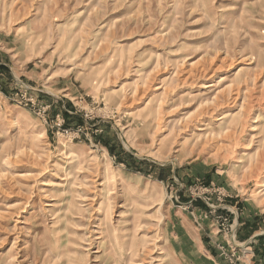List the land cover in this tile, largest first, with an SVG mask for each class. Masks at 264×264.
<instances>
[{
    "label": "rangeland",
    "instance_id": "1",
    "mask_svg": "<svg viewBox=\"0 0 264 264\" xmlns=\"http://www.w3.org/2000/svg\"><path fill=\"white\" fill-rule=\"evenodd\" d=\"M263 157L264 0H0V264H264Z\"/></svg>",
    "mask_w": 264,
    "mask_h": 264
},
{
    "label": "bare ground",
    "instance_id": "2",
    "mask_svg": "<svg viewBox=\"0 0 264 264\" xmlns=\"http://www.w3.org/2000/svg\"><path fill=\"white\" fill-rule=\"evenodd\" d=\"M264 158V157H263Z\"/></svg>",
    "mask_w": 264,
    "mask_h": 264
},
{
    "label": "trees",
    "instance_id": "3",
    "mask_svg": "<svg viewBox=\"0 0 264 264\" xmlns=\"http://www.w3.org/2000/svg\"><path fill=\"white\" fill-rule=\"evenodd\" d=\"M66 114V113H65Z\"/></svg>",
    "mask_w": 264,
    "mask_h": 264
}]
</instances>
